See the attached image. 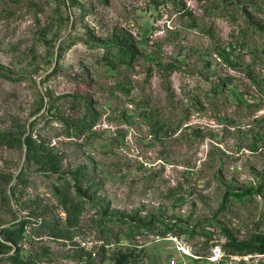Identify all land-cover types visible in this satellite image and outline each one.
Listing matches in <instances>:
<instances>
[{
    "label": "rangeland",
    "instance_id": "1",
    "mask_svg": "<svg viewBox=\"0 0 264 264\" xmlns=\"http://www.w3.org/2000/svg\"><path fill=\"white\" fill-rule=\"evenodd\" d=\"M0 133V264H264V0H0Z\"/></svg>",
    "mask_w": 264,
    "mask_h": 264
},
{
    "label": "trees",
    "instance_id": "2",
    "mask_svg": "<svg viewBox=\"0 0 264 264\" xmlns=\"http://www.w3.org/2000/svg\"><path fill=\"white\" fill-rule=\"evenodd\" d=\"M103 2L107 4L108 0H103ZM114 46L117 47V52L112 55L113 59H116L121 63L130 64L131 62H133L134 57L136 55V50H135L134 43L132 42L130 36H125V35L120 36V38H118L116 45ZM108 60H109L108 64L111 65L112 59L110 58ZM81 99L84 100V104L88 108H90V110H93L91 108V104L86 99H84L83 97H81ZM64 122L69 124L67 127V130L70 131V128H71L74 134H79V132L85 130V128H89V123H90V121L87 118H85L82 121H70L69 119H64ZM20 143L26 145L27 157L29 160L31 159V160L41 161L44 157L48 155L46 150L43 149L42 145H40L37 141L33 140L32 138L31 139L27 138L26 140L20 139ZM78 173L81 174L80 178H84L82 177L83 173H80V172ZM62 185L67 186V187H64V186L62 187L65 192H70L68 183H63ZM263 190H264V184L259 185L258 188L251 187V188H248L246 190H241V191L228 190L224 197L225 205L230 199L244 201L249 196H253L255 194H262ZM57 192L58 194H62V189L57 188ZM79 193H81V191L80 189L77 188L76 195H78ZM71 200H73V198ZM78 209H79V206L75 204H72L69 207V211L73 213H77ZM158 221L160 220L158 219ZM162 224L164 226V230L162 231L161 234H159L160 236H166L169 233H172L175 227H177V230L179 231L178 234L187 232V230H189L187 227L183 226V224L181 223L172 224L171 222H166L163 220ZM142 226H145V227L147 226L148 229H151L154 225H152L151 222H148V223H143ZM222 230H223L225 237L228 239L226 248L231 254L239 255V256H247L250 254H264V235H258L250 240L240 241L236 239L234 235L227 228L223 227ZM23 233H24L23 226H20L16 229H10V228L0 229V255L6 254L12 251L14 249L13 246L18 245L20 241V237H22ZM18 253L19 252L15 253L14 256L9 257V260H11L13 264H34L30 261L17 258ZM131 258H132V255L128 253L120 252L116 256L115 263L116 264H139L138 262H136V260L131 262L130 261Z\"/></svg>",
    "mask_w": 264,
    "mask_h": 264
}]
</instances>
